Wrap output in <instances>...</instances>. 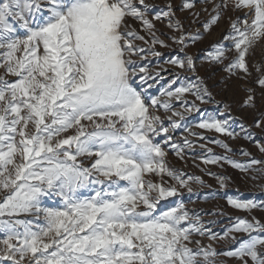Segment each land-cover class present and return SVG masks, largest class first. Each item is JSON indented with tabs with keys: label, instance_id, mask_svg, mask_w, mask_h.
<instances>
[{
	"label": "snow or ice",
	"instance_id": "snow-or-ice-1",
	"mask_svg": "<svg viewBox=\"0 0 264 264\" xmlns=\"http://www.w3.org/2000/svg\"><path fill=\"white\" fill-rule=\"evenodd\" d=\"M168 7L153 19H168V28L176 30L171 39L181 50L186 40L201 39L199 32L186 35ZM194 7L187 0L182 5ZM212 8L204 30L231 13L223 37L231 48L217 42L208 58L226 65L230 74L242 71L247 79L246 58L264 42V0H212ZM152 9L147 0H0V264H217L220 255L240 264H264V223L255 217H236L219 235L182 201L167 203L182 189L192 193L189 181L203 183L200 177L185 179L166 160L165 147L183 160L184 149L194 143L187 137L174 141V131L207 139L185 127L189 115L199 114L198 129L233 139L238 134L230 130V105L202 111V104L223 102L214 101L201 76L182 78L181 71L196 72L191 55L165 61L181 71L174 72L159 96L150 95L167 69L151 72L141 61L161 58L157 45L170 47L155 34ZM255 83L264 89V74ZM246 90L244 106L255 109L254 90ZM253 124L264 131V113ZM249 129L241 125L251 140ZM212 142L232 151L223 140ZM258 147L264 153V144ZM202 159L264 173V167H254L264 160ZM208 174L227 187L228 177ZM226 198L233 208L249 213L264 207ZM47 199L59 203L45 206ZM203 238L210 243L205 245ZM220 242L238 246L221 253L213 247Z\"/></svg>",
	"mask_w": 264,
	"mask_h": 264
},
{
	"label": "rangeland",
	"instance_id": "rangeland-1",
	"mask_svg": "<svg viewBox=\"0 0 264 264\" xmlns=\"http://www.w3.org/2000/svg\"><path fill=\"white\" fill-rule=\"evenodd\" d=\"M148 3L153 5V9L149 15L150 19H153L157 12H166L171 10L174 13L173 20H179L185 29V34L200 33L201 39L193 43L191 40H186V47L181 50V46L177 45L175 41L171 39V36L176 34V30L168 28V19L154 20L155 34L166 44L169 48H164L159 45L156 46V51L162 53V57L157 59L155 57H148V60L141 61V65L148 64L149 71L154 72L160 70L163 66L167 71H162L161 76L164 77L159 84L150 90L151 96H159L160 89L167 85L170 79L174 78L175 71H181L179 69H173L167 65L165 61L176 57L183 59L185 54L191 55L196 65L195 73L182 72V78L195 80L197 75L201 76L209 90L212 92L214 101H222L223 103L217 104L210 102L208 104L200 105L202 111L206 113H213L214 110H222L224 104L230 105V115L233 117V121H230L232 131L238 135L235 139L230 138L222 133H215L214 131L202 130L195 127V124L199 120V114L189 115L186 119L185 127L191 126L193 132H201L207 139H200L198 136L189 135V132L184 129L176 130L172 133L174 141L182 143L183 138L187 137L193 141L191 148L184 149V159H179L175 153L165 147L167 152V163L170 167L178 168L185 173L184 178L189 176L200 177L203 183L196 181H189V186L192 187L193 192L188 193L187 189H182L181 194L177 197L170 198L167 202L169 206H175L177 202H183L185 207L190 210V214L199 215L201 221L210 227L213 232L223 235L224 231L236 222V217L247 218L251 220L253 217L258 219L261 223H264V207H258L253 209L250 213L246 210L235 209L227 203V196L239 197L243 200H253L257 204H264V173L255 172L249 170L247 173L233 168L227 162L221 161L223 167L219 164H205L202 157H211L212 155L224 156L228 155L234 160H239L242 163H246L250 159L264 160V153H261L258 144H264V131L256 128L253 124L254 118L259 113H264V89H262L255 81L264 74V42H258L254 51L246 58L249 63V69L251 76L247 79H242L244 73L237 71L235 74H230L225 71L226 65H220L213 63L208 58V53L213 50L212 45L223 41V37L228 34V15L226 13L221 17L217 25H213L208 31L204 30L203 25L208 22L210 16L213 14L212 0H187V2L194 3L195 7L192 10L182 9V5L185 0H147ZM219 3V0H216ZM207 11H204V9ZM195 13H199L197 17ZM235 18V17H233ZM137 26V25H134ZM139 30V28H138ZM146 40L151 41V37L146 31H141ZM142 47H148L144 42L137 41ZM226 47L231 48V44L228 41H223ZM150 61V63H149ZM227 63V62H226ZM254 65L261 66L262 71L257 72ZM4 70L0 68V75H3ZM12 79V77H8ZM139 81L137 80V83ZM178 86V85H177ZM247 88H252L255 94L256 108H250L244 106V100L249 93ZM189 100L191 96L187 97ZM161 99H166L161 97ZM177 108H179V102H175ZM160 113H163V109H160ZM227 118V117H225ZM243 124L245 129H249L253 133L251 140L246 139V132L241 131V125ZM160 141V138H156ZM223 140L232 149L231 152L226 150L213 140ZM200 145H205V148H201ZM211 148L212 152H207V149ZM248 152L250 156L242 155V152ZM87 164L88 161L86 160ZM256 168L264 167V165H256ZM209 172H214L219 175L228 177L227 187L221 188L216 177L209 175ZM253 177H256L253 179ZM155 179V177H153ZM170 183L173 181L169 180ZM87 194V192H85ZM58 200L47 199L45 206H56ZM209 221H215L214 224H210ZM238 238L244 237L243 233H233ZM3 238V233H0V239ZM199 238V237H197ZM205 245L210 243L207 238H203ZM238 245L220 242L213 243V247L218 252H224L232 250ZM3 246L0 245V248ZM217 264H240L236 258H229L220 255L216 258Z\"/></svg>",
	"mask_w": 264,
	"mask_h": 264
}]
</instances>
